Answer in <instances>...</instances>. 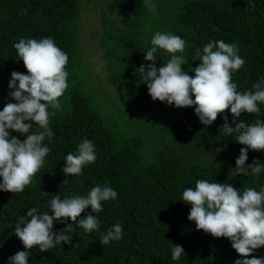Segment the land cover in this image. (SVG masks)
<instances>
[{
  "label": "trees",
  "instance_id": "16d2710c",
  "mask_svg": "<svg viewBox=\"0 0 264 264\" xmlns=\"http://www.w3.org/2000/svg\"><path fill=\"white\" fill-rule=\"evenodd\" d=\"M151 2L154 12L144 6V0H102L98 7L103 73L112 88L108 91L104 81L95 84L94 70L79 49L81 0H0V111L14 102L8 87L11 73L27 74L14 48L21 39L51 37L68 55L65 70L69 73L61 109L50 117L53 136L42 142L50 149L42 167L23 192L0 191V264H9L10 257L25 251L14 231L22 217L25 222L30 219L26 216L30 209L51 214L48 201L53 196L86 197L96 186L112 188L117 198L101 202L98 213L86 209L76 222L54 221V233L73 226L68 233L72 243L48 252L34 247L28 250L27 264H235L241 259L228 239L196 230L187 219L191 206L183 203L182 193L194 189L197 180L230 183L240 192L246 187L260 191L264 169L257 176L250 169H235L244 146L236 142L238 133L220 130L225 116L235 127L230 110L205 127L194 107L153 101L137 69L150 63L144 55L156 32L185 41V51L176 55L186 58L182 71L190 76H194L190 69L200 63L203 47L223 40L235 44L245 61L231 82L241 94L254 91L252 85L264 80V0ZM156 56L157 69L171 58L159 49ZM258 107L259 113H241L236 119L246 126L257 120L264 123V103L258 102ZM9 134L21 142L26 139V134L11 130ZM84 140L94 145L97 159L86 164L80 175L66 177L64 158L78 154ZM247 156L245 167L254 160L264 166V151L249 150ZM65 179L69 183L63 184ZM88 214L99 220L98 230L90 233L77 227ZM117 223L123 229L121 240L100 244L102 235ZM177 245L183 255L173 260L172 246ZM253 257L264 258V247L248 258Z\"/></svg>",
  "mask_w": 264,
  "mask_h": 264
},
{
  "label": "clouds",
  "instance_id": "9594fccd",
  "mask_svg": "<svg viewBox=\"0 0 264 264\" xmlns=\"http://www.w3.org/2000/svg\"><path fill=\"white\" fill-rule=\"evenodd\" d=\"M144 6L150 12L155 11L151 0H144ZM150 43L151 47L144 55V60L150 63L142 64L137 70L143 77V83L147 84L151 99L176 108L194 107L195 115L205 127L210 126L218 115L230 110L235 127L229 125L225 116L220 130L227 135L238 133L236 142L244 146L235 160V169H250L251 174L257 176L264 166L254 160L245 167V162L249 150L264 151V123L257 120L246 126L236 118L241 113H259L258 102L264 103V80L252 85L254 91L243 94L237 91L236 84L231 82L232 74L245 62L238 55L237 46L223 40L207 43L199 65L194 70L190 69L194 71V76H190L182 71L186 58L176 55L185 51V41L181 37L156 32ZM14 48L27 74L11 73L8 87L12 90L10 99L14 102L7 103L0 111V191L8 193L23 192L42 167L50 151L42 142L46 137L50 141L53 136L50 117L61 109L60 98L68 88L69 75L65 70L68 55L56 46L51 37L21 39L14 44ZM158 49L171 58L157 69ZM49 108L54 111L50 112ZM9 130L26 134V139L21 142L16 137H10ZM77 153H69L64 158L62 172L66 177L80 175L86 164L97 159L94 145L88 140L78 145ZM67 183L69 181L65 179L63 184ZM41 195L49 196L43 192ZM117 195L110 187L96 186L86 197L61 199L59 195L53 196L48 201L51 214H39L35 207L30 209L26 214L30 219L25 222L22 217L14 231L25 251L10 257L9 264H27L28 250L34 247L40 252H48L62 243L70 245L72 236L68 233L74 231L73 226L68 224L54 233V221L61 224L69 220L76 222L86 209H91L93 214L98 213L102 211L101 202L115 200ZM182 201L191 206L187 219L195 223L196 230L231 242L232 249L241 257L235 264H264V258H248L254 250L264 247V189L257 191L246 187L240 192L230 183L197 180L194 189L183 191ZM93 214L79 220L77 227L88 233L98 230L99 220ZM122 232V226L115 224L102 235L100 244L108 245L110 241L121 240ZM182 255V246H172L173 260H179Z\"/></svg>",
  "mask_w": 264,
  "mask_h": 264
},
{
  "label": "rangeland",
  "instance_id": "374dc122",
  "mask_svg": "<svg viewBox=\"0 0 264 264\" xmlns=\"http://www.w3.org/2000/svg\"><path fill=\"white\" fill-rule=\"evenodd\" d=\"M101 2L102 0H81L79 43L81 52L94 70L95 84L102 85V81H104L103 85L107 87L108 91H111L112 88L105 81L103 55L100 50L99 36L102 33V28L100 18H98V7Z\"/></svg>",
  "mask_w": 264,
  "mask_h": 264
}]
</instances>
